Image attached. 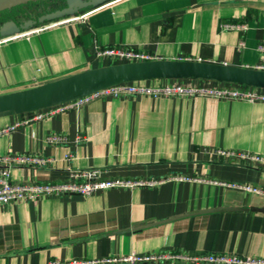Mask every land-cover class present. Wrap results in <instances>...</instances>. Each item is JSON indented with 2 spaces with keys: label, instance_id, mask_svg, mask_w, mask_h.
Instances as JSON below:
<instances>
[{
  "label": "crops",
  "instance_id": "1",
  "mask_svg": "<svg viewBox=\"0 0 264 264\" xmlns=\"http://www.w3.org/2000/svg\"><path fill=\"white\" fill-rule=\"evenodd\" d=\"M66 3L65 17H84L0 44V95L119 64L96 58L95 47L129 49L155 60L251 68L258 61L257 45L264 42V0ZM81 7L88 9L80 12ZM223 24L243 29L224 31ZM0 30V38L18 31L11 22ZM174 82L205 85L192 79L135 84ZM28 116L1 114L0 129ZM218 151L264 157V104L205 96L100 97L78 108H56L42 121L0 135V156L46 161L15 165L10 171L13 183H63L70 171L95 172L102 180L158 181L151 187L111 189L89 197L0 205V264L131 255L264 261V212L251 210L253 204L264 208V197L220 185L264 189V167L225 160ZM154 264L194 263L168 259Z\"/></svg>",
  "mask_w": 264,
  "mask_h": 264
},
{
  "label": "built area",
  "instance_id": "2",
  "mask_svg": "<svg viewBox=\"0 0 264 264\" xmlns=\"http://www.w3.org/2000/svg\"><path fill=\"white\" fill-rule=\"evenodd\" d=\"M80 17H59L55 20L42 23L37 26L28 27L24 30H19L14 34L0 38V44L19 39H28L30 36L38 35L44 31L54 29L58 26L70 23ZM220 28L227 30H242L243 27L231 24H223ZM242 45V43H240ZM256 51L258 53L257 63L249 68L256 71L264 72V42L257 45ZM94 54L96 58L112 60L119 64L137 63L155 60L151 55L129 50V49H112L95 47ZM190 61V60H188ZM204 81V80H201ZM213 81H204L205 85H192L185 83H170L160 84L154 87L138 86L135 83H122L114 85L87 96L78 98L72 102L61 104L55 107L37 110L28 113L29 116L21 121H17L12 125L0 129V135H5L18 127L25 125L31 121H42L46 117L52 115L56 108L62 110L66 107L75 108L86 105L90 101L105 97L118 98L130 96H149L155 98H175V97H215L225 100H237L247 103L264 104V88H253L247 86H240L235 84H224L222 87H212ZM223 83H219L222 85ZM52 141L63 142L61 139H52ZM218 156L228 159H240L246 161L254 166L264 167V157L259 155L232 152V151H218ZM45 160L32 159L24 156H0V205L23 203L27 201L38 200L46 197H65L68 195H75L79 197H89L95 193H99L111 189H132L135 187H151L158 184V181H140V180H121V179H100L95 172L89 171H70L69 179L63 183L53 184H28V183H13L10 179V171L15 165L19 164H40L44 165ZM189 180V179H185ZM221 186L239 191L245 194H251L257 197H264V189L257 186L241 185L236 183H222ZM168 259H177L194 264H264V261L255 259H239L236 257H228L223 255H207L199 257H189L184 255L159 256V255H131L122 259H102L96 261H71L68 263L54 262L51 264H116L119 262H127L131 264H154L156 262L166 261Z\"/></svg>",
  "mask_w": 264,
  "mask_h": 264
},
{
  "label": "water",
  "instance_id": "3",
  "mask_svg": "<svg viewBox=\"0 0 264 264\" xmlns=\"http://www.w3.org/2000/svg\"><path fill=\"white\" fill-rule=\"evenodd\" d=\"M30 1L33 0H0V12ZM66 13L68 10L58 13L55 18ZM3 34L0 30V36ZM156 79H192L264 88L262 71L199 61L153 60L92 69L30 89L0 95V115L30 113L69 103L114 85ZM237 206L235 208L241 210ZM251 210L264 212V208L254 204Z\"/></svg>",
  "mask_w": 264,
  "mask_h": 264
},
{
  "label": "trees",
  "instance_id": "4",
  "mask_svg": "<svg viewBox=\"0 0 264 264\" xmlns=\"http://www.w3.org/2000/svg\"><path fill=\"white\" fill-rule=\"evenodd\" d=\"M87 9L88 7H81L79 11L84 12ZM65 10L66 0H33L0 12V29L3 24L11 22L18 30H24L55 20V16ZM68 15L66 13L63 17Z\"/></svg>",
  "mask_w": 264,
  "mask_h": 264
},
{
  "label": "rangeland",
  "instance_id": "5",
  "mask_svg": "<svg viewBox=\"0 0 264 264\" xmlns=\"http://www.w3.org/2000/svg\"><path fill=\"white\" fill-rule=\"evenodd\" d=\"M209 84H211L212 85V87H218V86H223L224 84H226V83H223L222 85H219V83L218 82H211V83H209Z\"/></svg>",
  "mask_w": 264,
  "mask_h": 264
}]
</instances>
